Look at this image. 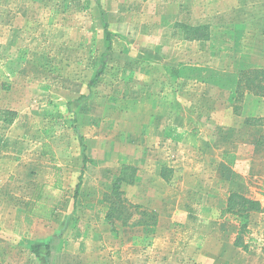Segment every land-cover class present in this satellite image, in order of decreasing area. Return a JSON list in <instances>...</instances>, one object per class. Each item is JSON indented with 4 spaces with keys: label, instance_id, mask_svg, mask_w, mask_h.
Segmentation results:
<instances>
[{
    "label": "rangeland",
    "instance_id": "rangeland-1",
    "mask_svg": "<svg viewBox=\"0 0 264 264\" xmlns=\"http://www.w3.org/2000/svg\"><path fill=\"white\" fill-rule=\"evenodd\" d=\"M234 2L0 0V264H264V98L233 114L264 33ZM232 192L261 212L222 216Z\"/></svg>",
    "mask_w": 264,
    "mask_h": 264
},
{
    "label": "trees",
    "instance_id": "trees-1",
    "mask_svg": "<svg viewBox=\"0 0 264 264\" xmlns=\"http://www.w3.org/2000/svg\"><path fill=\"white\" fill-rule=\"evenodd\" d=\"M192 26L185 27L187 30L191 28ZM194 28V27H192ZM207 30L206 25H202L198 27V30ZM195 30V28H194ZM196 30V31H198ZM195 32V31H194ZM104 34H105V40H106V50L105 52H110L111 50V33L107 30V25L106 23L104 24ZM204 38H207L206 36H203ZM198 38V37H194ZM105 55L102 58L100 62V68L95 72L94 77L89 83V87H92L93 85L96 84L98 81L99 77L103 73L105 69ZM234 106H233V114L235 115H240V106L239 104L243 101L244 96L246 94L252 95L254 97L258 98H264V69L260 68H247V69H242L239 71L238 76H237V81L235 84V89H234ZM15 118V113L12 111H7V110H1L0 109V121L3 122L4 124H11ZM243 124L247 127H259L262 129V133L259 135L258 140L256 144L258 146L264 147V117H246L243 121ZM47 154L50 155L52 159H54V155L52 152H46ZM126 169H129L131 172H134V169L130 167H126ZM161 178L164 181H167L166 176L164 175V171L161 172ZM127 177L125 176V173L120 175V177L117 178L116 182L114 183V188L112 192L116 191V188L118 187L119 184L123 182H127ZM130 183L132 182V176L131 179L129 180ZM81 183L79 182L76 188V192L79 190ZM262 210L261 203L258 200H253L245 195L238 193V192H232L227 196L226 203L224 209L221 211L222 216L224 215H233L238 218H247L250 213H259ZM111 209L109 210L108 214L106 215V221L109 225H113V218L111 216ZM240 235V233H238ZM239 236L236 237V246H243L239 244ZM33 252L35 254L39 253V250L41 249L40 246H35L32 247ZM45 249L48 250L49 246L46 244Z\"/></svg>",
    "mask_w": 264,
    "mask_h": 264
},
{
    "label": "crops",
    "instance_id": "crops-1",
    "mask_svg": "<svg viewBox=\"0 0 264 264\" xmlns=\"http://www.w3.org/2000/svg\"><path fill=\"white\" fill-rule=\"evenodd\" d=\"M235 4V11H238L242 14V18L244 19L243 21L240 22L241 28H244L246 31V34H255L256 29H259L260 27V31H256V33H264V23L262 20H264V0H235L234 2ZM200 17V16H198ZM185 17H181V19H183ZM207 18L208 15H203L202 19L199 23H196L193 21L189 22V18L187 21V25L188 26H192V27H196L199 25H205L207 24ZM184 21V20H182ZM258 22L260 25H258ZM244 24V25H243ZM246 98L245 101L247 100H251L254 101V99H259L258 97H254L252 95L246 94L244 96V99ZM244 99L242 101V103L244 102ZM241 111V110H240ZM246 117H250L249 114H247L245 116ZM255 117V116H252ZM259 117H264V116H259ZM244 118V119H245ZM244 121V120H243ZM250 128H259V127H250ZM260 129V128H259ZM258 131V130H257ZM261 132H258L256 139H255V143L258 140L259 134ZM220 251V250H219ZM222 257L221 264H242V255L239 254L238 259H234V261L231 260V257L227 254H220ZM251 256V263L250 264H261V261H263V259L261 258V260H259L258 256L254 255H250ZM210 260V259H209ZM201 261L205 264H213L214 262L212 260L208 261L206 258H201ZM239 261V262H238Z\"/></svg>",
    "mask_w": 264,
    "mask_h": 264
}]
</instances>
